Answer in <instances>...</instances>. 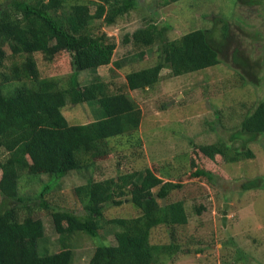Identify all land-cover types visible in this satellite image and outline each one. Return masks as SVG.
I'll return each instance as SVG.
<instances>
[{
  "label": "trees",
  "instance_id": "obj_1",
  "mask_svg": "<svg viewBox=\"0 0 264 264\" xmlns=\"http://www.w3.org/2000/svg\"><path fill=\"white\" fill-rule=\"evenodd\" d=\"M176 1L179 0H167V3ZM90 2H98L95 12L90 4L71 3V0H13L0 7V150L7 153L6 159L0 162L3 197L0 264H71L74 250L66 239L78 232L97 236L105 224L113 223L120 227L114 232L116 243L97 246L90 264H156L172 257L177 246L152 243L153 228L184 225L189 221L184 200L160 202L183 183L165 181L149 167L144 172L130 171L76 186L84 215L53 204L45 197L50 190L46 187L39 195V204L52 215L63 242L53 254L38 252V240L45 236L46 228L20 196L23 173L64 176L71 170L93 167L98 159L111 153L109 139L131 135L141 125L142 109L129 90L153 87L165 68L178 76L221 62L211 29L198 28L170 39L165 36L167 27L158 29L153 22L128 35L126 42L152 46L161 40L154 65L128 72L125 83L120 86L113 78L104 80L101 76L82 85L79 72L114 64L117 44L103 27L115 24L134 10L140 0ZM240 20L237 16V21ZM229 23L222 25L224 37ZM254 32L261 34L259 29ZM5 46L9 47L10 54ZM63 52L69 53L75 69L69 87H64L56 76L41 77L35 58L36 53H41L45 59L53 60ZM8 56L12 59L10 65H7ZM14 82L19 84L8 89ZM90 101L98 102L103 108V119L72 124L64 115L68 102L75 105ZM242 106L245 108L247 104ZM259 136H264V99L242 113L237 130L231 135L232 143L219 141L200 144L197 148L210 159L222 157L225 161L238 162L255 157L252 143L264 146ZM136 144L140 146V139ZM192 163L194 169L190 175L213 182L216 171L196 165L195 160ZM262 179L246 181L243 189L264 188ZM126 198L140 214L107 220L105 209L120 206ZM15 201L28 207L25 216Z\"/></svg>",
  "mask_w": 264,
  "mask_h": 264
},
{
  "label": "rangeland",
  "instance_id": "obj_2",
  "mask_svg": "<svg viewBox=\"0 0 264 264\" xmlns=\"http://www.w3.org/2000/svg\"><path fill=\"white\" fill-rule=\"evenodd\" d=\"M11 1L0 0V7ZM90 1L71 0V3H88L95 12L98 2ZM250 1L140 0L134 10L115 24L103 27L117 44L114 64L78 71L82 85L101 76L104 80L113 78L120 86L128 72L154 65L161 40L152 46L126 42L128 35L153 22L158 29L167 27L165 36L170 39L198 28L211 29L221 62L178 76L165 68L153 87L129 90L142 109L141 125L131 135L109 139L111 153L98 159L93 167L71 170L64 176L23 173L20 196L46 228L45 236L38 240L40 255L59 251L63 242L52 215L39 204L42 190L49 187L45 197L53 204L84 215L76 186L130 171L144 172L149 167L165 181L183 183L160 202L184 200L189 215L187 224L153 228L152 243L177 246L172 257L156 264H264V188L243 189L246 181L264 178V146L252 143L255 157L238 162L225 161L222 157L210 159L197 148L200 144L219 141L232 143L231 135L237 130L242 113L264 99V0ZM237 16L242 21H237ZM226 21L231 23L224 37L221 28ZM255 29L261 34L255 35ZM5 49L10 54L9 47ZM35 58L41 77L56 76L64 87L70 86L75 69L68 52L53 60L45 59L41 53H36ZM11 63L8 56L7 65ZM18 84L14 82L8 89ZM243 103L247 107L243 108ZM64 115L72 124H82L103 119L105 113L96 101L75 105L68 102ZM259 140L264 145V136H259ZM6 157L7 153L1 149L0 162ZM193 160L196 165L216 171L212 183L190 175ZM2 199L0 193V203ZM16 203L25 216L28 207ZM139 214L140 210L129 198L120 206H108L104 211L107 220ZM105 225L97 236L78 232L66 239L74 250L71 264H90L97 246L116 243L114 232L120 227L114 223Z\"/></svg>",
  "mask_w": 264,
  "mask_h": 264
},
{
  "label": "water",
  "instance_id": "obj_3",
  "mask_svg": "<svg viewBox=\"0 0 264 264\" xmlns=\"http://www.w3.org/2000/svg\"><path fill=\"white\" fill-rule=\"evenodd\" d=\"M227 204H228V203H226V205H227ZM223 218H224L223 220H224V223H225V221H226V218H227V217H226V216H224Z\"/></svg>",
  "mask_w": 264,
  "mask_h": 264
}]
</instances>
